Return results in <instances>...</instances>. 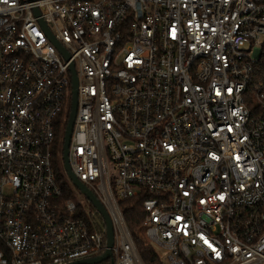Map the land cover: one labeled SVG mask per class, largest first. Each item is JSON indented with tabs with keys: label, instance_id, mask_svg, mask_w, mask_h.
Segmentation results:
<instances>
[{
	"label": "built area",
	"instance_id": "1",
	"mask_svg": "<svg viewBox=\"0 0 264 264\" xmlns=\"http://www.w3.org/2000/svg\"><path fill=\"white\" fill-rule=\"evenodd\" d=\"M263 45L264 0H0V264L107 251L57 180L72 67L70 166L113 264H145L120 206L138 198L163 264H264Z\"/></svg>",
	"mask_w": 264,
	"mask_h": 264
},
{
	"label": "trees",
	"instance_id": "2",
	"mask_svg": "<svg viewBox=\"0 0 264 264\" xmlns=\"http://www.w3.org/2000/svg\"><path fill=\"white\" fill-rule=\"evenodd\" d=\"M261 82L264 83V45L262 50V55L258 63L255 65L253 79L251 83V89H255ZM55 168L57 174V180L60 184L64 200L71 199L69 188L64 180V177L59 170L58 163L56 164L55 158ZM143 198L127 200L120 202L121 209L124 213L125 220L130 229V232L135 240L138 251L145 262V264H163L160 254L154 248L152 243L148 240L146 236V231L143 223L144 211H143ZM104 264V263H103Z\"/></svg>",
	"mask_w": 264,
	"mask_h": 264
},
{
	"label": "water",
	"instance_id": "3",
	"mask_svg": "<svg viewBox=\"0 0 264 264\" xmlns=\"http://www.w3.org/2000/svg\"><path fill=\"white\" fill-rule=\"evenodd\" d=\"M73 72V96H72V104H71V113L69 117L68 126L65 133L64 138V147H63V159L65 164V170L68 174V177L72 181V183L87 197L92 206L99 212V214L103 217L106 228H107V251L104 255L92 259H85L81 261L74 262L72 264H103L107 261H111L114 263L112 249L115 244V234H114V226L111 220L109 213L106 211L105 207L102 203L95 197V195L88 189L73 173L70 161H69V148L71 143V138L73 134L74 123L77 114L78 108V79L75 73L74 67H72Z\"/></svg>",
	"mask_w": 264,
	"mask_h": 264
},
{
	"label": "rangeland",
	"instance_id": "4",
	"mask_svg": "<svg viewBox=\"0 0 264 264\" xmlns=\"http://www.w3.org/2000/svg\"><path fill=\"white\" fill-rule=\"evenodd\" d=\"M63 147H64V142L59 143V145L57 146L56 164L58 163L59 170L61 171L64 177V180L69 188L71 200L87 211L89 208H91V203L89 202L87 197L72 183V181L68 177V174L65 170V164H64V159H63ZM110 167H111L112 177L116 178L118 176V173L115 167L113 166V164H111ZM93 221L99 224H102L103 222L99 215H97V217L93 219ZM104 264H112V262L107 261Z\"/></svg>",
	"mask_w": 264,
	"mask_h": 264
}]
</instances>
